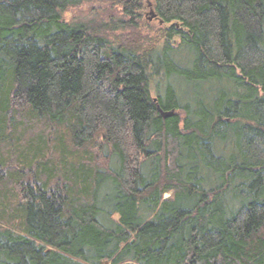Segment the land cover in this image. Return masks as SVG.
<instances>
[{
	"label": "trees",
	"instance_id": "1",
	"mask_svg": "<svg viewBox=\"0 0 264 264\" xmlns=\"http://www.w3.org/2000/svg\"><path fill=\"white\" fill-rule=\"evenodd\" d=\"M0 264H264V0H0Z\"/></svg>",
	"mask_w": 264,
	"mask_h": 264
},
{
	"label": "rangeland",
	"instance_id": "2",
	"mask_svg": "<svg viewBox=\"0 0 264 264\" xmlns=\"http://www.w3.org/2000/svg\"><path fill=\"white\" fill-rule=\"evenodd\" d=\"M102 6H104V4H101L98 2L84 3L78 8L70 10V13L66 14L64 18L66 19V21H69L71 18L75 19V21L91 20V19H94L96 13L99 12L100 9H102ZM151 12L153 13L152 7L151 5H148L147 11L145 12V19L147 20L149 24L153 23L155 28H159L160 26H159L158 21H155L154 19L152 21L148 20L150 18ZM158 80H159V76L154 77L150 85L151 91L153 94H155V92L160 88L158 86Z\"/></svg>",
	"mask_w": 264,
	"mask_h": 264
},
{
	"label": "water",
	"instance_id": "3",
	"mask_svg": "<svg viewBox=\"0 0 264 264\" xmlns=\"http://www.w3.org/2000/svg\"><path fill=\"white\" fill-rule=\"evenodd\" d=\"M155 18H156V16L151 12V13H150V18H149L148 20H149V21H152V20L155 19ZM159 112H160V114H161V116H162L163 118L171 117V116L173 115V112H172V111H171V112L164 113L162 110L159 109Z\"/></svg>",
	"mask_w": 264,
	"mask_h": 264
}]
</instances>
